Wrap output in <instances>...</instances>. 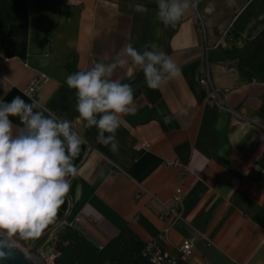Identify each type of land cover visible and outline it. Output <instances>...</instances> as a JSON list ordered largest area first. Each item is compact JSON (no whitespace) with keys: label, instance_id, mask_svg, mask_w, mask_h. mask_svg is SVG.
<instances>
[{"label":"crops","instance_id":"1","mask_svg":"<svg viewBox=\"0 0 264 264\" xmlns=\"http://www.w3.org/2000/svg\"><path fill=\"white\" fill-rule=\"evenodd\" d=\"M22 1L27 55H0V99L31 103L23 90L42 74L48 81L32 99L82 138L77 173L37 253L51 250L53 237L72 225L100 248L126 229L176 260L181 241L196 237L191 258L179 264H264V39L256 42L264 0H198L175 27L158 20L157 0ZM129 42L140 51L156 44L182 74L151 89L139 68L116 70L113 79L133 89L134 111L121 115L113 152L97 142L95 126L84 127L65 80L111 62ZM206 70L223 106L206 100L208 87L198 83ZM234 112L251 122L234 124ZM141 141L149 148L136 150ZM179 188L182 218L159 238V214Z\"/></svg>","mask_w":264,"mask_h":264},{"label":"clouds","instance_id":"2","mask_svg":"<svg viewBox=\"0 0 264 264\" xmlns=\"http://www.w3.org/2000/svg\"><path fill=\"white\" fill-rule=\"evenodd\" d=\"M197 3L198 0H157V18L164 26L175 27ZM135 10L148 12L142 4H137ZM133 66L142 70L151 89L182 74L181 68L156 44H146L140 51L129 42L111 62H97L65 80L75 90L76 111L84 127L95 126L97 142L110 146L113 152L118 151L116 132L121 115L134 111L131 85L113 79V75L117 69L130 70ZM29 99L31 103L21 96L10 102L0 99V233L7 237L18 234L25 239L40 236L56 220L70 190L69 177L77 173L73 160L82 144L69 120L50 112L46 115L37 100ZM12 117L19 119L20 127H14Z\"/></svg>","mask_w":264,"mask_h":264},{"label":"trees","instance_id":"3","mask_svg":"<svg viewBox=\"0 0 264 264\" xmlns=\"http://www.w3.org/2000/svg\"><path fill=\"white\" fill-rule=\"evenodd\" d=\"M29 17L22 0H0V55L24 60L27 55ZM264 30L256 38L260 43ZM49 234L40 235L30 242L37 253ZM59 253L55 264H151L143 255L145 244L137 241L129 230L122 231L106 246H95L70 225L62 229L53 244ZM177 261L176 264L181 263Z\"/></svg>","mask_w":264,"mask_h":264},{"label":"built area","instance_id":"4","mask_svg":"<svg viewBox=\"0 0 264 264\" xmlns=\"http://www.w3.org/2000/svg\"><path fill=\"white\" fill-rule=\"evenodd\" d=\"M207 72V70H206ZM48 81V78L42 74H36L34 76V79L31 81V83L23 90V92L26 94V96L34 98L35 95L38 93V90ZM199 85L201 86H207L208 91L206 94V100L215 106H223L224 101L220 98V91L216 90L213 86H211L210 79L207 75L204 78H200L198 81ZM234 114V124L236 125H246L251 122L249 118H246L245 116L238 114L236 112ZM149 148V145L145 141H141L139 143L135 144L136 150H146ZM169 166H175L178 163L177 162H170L168 161L166 163ZM172 204L169 206H166V208L159 214L162 221L165 222L164 228L162 230V233L159 238H165L168 232L170 231V227L172 224H174L177 221H180L182 218L181 215V189H177L172 197ZM195 238H190L187 240H182L181 244L178 248V259H174L166 255L162 252L159 245L156 243V241L152 240L150 242L145 243V247L143 250V255L147 257L151 264H176L177 261H187L190 256L193 253L194 246H195ZM56 240V237H53L52 244H54ZM59 256V253L54 249V247L47 251L42 252L37 259L40 261V264H55V259Z\"/></svg>","mask_w":264,"mask_h":264},{"label":"water","instance_id":"5","mask_svg":"<svg viewBox=\"0 0 264 264\" xmlns=\"http://www.w3.org/2000/svg\"><path fill=\"white\" fill-rule=\"evenodd\" d=\"M0 264H38L28 256L27 251L18 248L0 233Z\"/></svg>","mask_w":264,"mask_h":264},{"label":"rangeland","instance_id":"6","mask_svg":"<svg viewBox=\"0 0 264 264\" xmlns=\"http://www.w3.org/2000/svg\"><path fill=\"white\" fill-rule=\"evenodd\" d=\"M4 236L18 248L22 249L23 251H27L29 257L33 258L34 256L36 259H39L41 252L39 251L38 253H33L29 248L30 242L28 239L21 238L18 234L12 237H7L6 235Z\"/></svg>","mask_w":264,"mask_h":264},{"label":"bare ground","instance_id":"7","mask_svg":"<svg viewBox=\"0 0 264 264\" xmlns=\"http://www.w3.org/2000/svg\"><path fill=\"white\" fill-rule=\"evenodd\" d=\"M31 259H33L35 262H37L38 264H40V261H38L34 256Z\"/></svg>","mask_w":264,"mask_h":264}]
</instances>
